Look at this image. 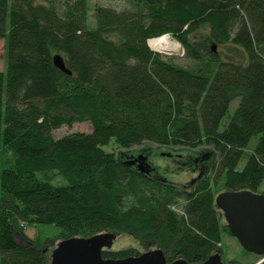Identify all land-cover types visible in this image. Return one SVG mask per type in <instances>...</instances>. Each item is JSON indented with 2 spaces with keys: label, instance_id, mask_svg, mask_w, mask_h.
Wrapping results in <instances>:
<instances>
[{
  "label": "trees",
  "instance_id": "16d2710c",
  "mask_svg": "<svg viewBox=\"0 0 264 264\" xmlns=\"http://www.w3.org/2000/svg\"><path fill=\"white\" fill-rule=\"evenodd\" d=\"M127 1L89 15L88 0H0V264H49L31 225L59 241L128 231L198 263L231 235L215 196L264 184V0ZM166 34L192 67L149 47ZM85 121L90 132L53 136ZM144 142L196 160L208 146L209 170L188 192L152 179L121 151Z\"/></svg>",
  "mask_w": 264,
  "mask_h": 264
},
{
  "label": "rangeland",
  "instance_id": "374dc122",
  "mask_svg": "<svg viewBox=\"0 0 264 264\" xmlns=\"http://www.w3.org/2000/svg\"><path fill=\"white\" fill-rule=\"evenodd\" d=\"M89 1V15H92V8L94 5L110 6L116 10H126L131 7V4L127 0H88ZM169 35V34H166ZM177 45H179L180 50L176 52H162L157 51L163 54L165 57L172 58V61L183 67H192L193 62L184 55L183 48L179 42H177L173 37H171ZM148 43V41H147ZM4 68V42L0 38V70ZM237 104V100L232 101L229 107V111H233ZM91 125L89 122H75L71 126L63 125L60 128L53 131V136L55 138L61 137L68 133L72 132H90ZM256 138L253 137L249 143L248 148L254 146ZM114 141L104 146L105 150H112L114 148ZM115 149V148H114ZM116 151V150H115ZM126 152L127 155L123 156L125 160H131L132 156L135 158L138 155L146 157L148 164L153 169L152 176L155 178L163 179L165 182L173 184L180 189L192 191V186L196 179H199L203 176L204 173H207L209 170L208 157L212 153L211 149L208 146L198 147L197 152L202 153L205 151H210V153H205L201 159H197L198 155H195L191 151L184 150L182 153L170 152L163 147L158 146L153 142H144L141 144L133 145L129 149L121 150ZM129 151V152H127ZM169 153V154H168ZM169 155V156H167ZM131 156V158H130ZM134 158V159H135ZM206 160H205V159ZM208 158V159H207ZM145 161V159H144ZM244 158L241 160L239 166H242L244 163ZM138 164L140 163L138 159L135 161ZM260 191H264V184L260 188ZM258 191V192H260ZM25 235L32 239L40 235L42 239L49 238L43 246L45 250V256L47 259H50V253L55 244L59 241L57 235L60 232V228L54 225H31L25 227ZM40 233V234H39ZM39 234V235H38ZM156 248L154 242H140L136 239L130 232H121L115 234V239L112 242L110 250L119 251V250H136L139 252L148 251ZM220 248L221 250H219ZM218 248H215L211 254L219 252L221 254L222 261L224 263H229L230 261L241 262V264H264V255L262 256H253L247 254L242 246L238 243L235 237L224 233L221 244Z\"/></svg>",
  "mask_w": 264,
  "mask_h": 264
},
{
  "label": "water",
  "instance_id": "95a60500",
  "mask_svg": "<svg viewBox=\"0 0 264 264\" xmlns=\"http://www.w3.org/2000/svg\"><path fill=\"white\" fill-rule=\"evenodd\" d=\"M212 49L215 50V47L212 46ZM52 61L59 70L71 74L59 54L53 55ZM137 159L140 162L138 171L148 172L145 157L141 154L126 162L133 164ZM214 202L224 217L229 233L242 248L257 256L264 255V194L249 190H225L215 196ZM114 239V233L102 232L89 237L75 236L60 240L51 250L49 264H231L224 263L219 252L198 263H188L182 258L167 262L157 247L140 252L137 256L104 258L102 252L110 250Z\"/></svg>",
  "mask_w": 264,
  "mask_h": 264
},
{
  "label": "bare ground",
  "instance_id": "6f19581e",
  "mask_svg": "<svg viewBox=\"0 0 264 264\" xmlns=\"http://www.w3.org/2000/svg\"><path fill=\"white\" fill-rule=\"evenodd\" d=\"M148 45L151 49L162 52H176L180 50L179 45L171 40L169 35H162L148 40Z\"/></svg>",
  "mask_w": 264,
  "mask_h": 264
},
{
  "label": "flooded vegetation",
  "instance_id": "af4514ba",
  "mask_svg": "<svg viewBox=\"0 0 264 264\" xmlns=\"http://www.w3.org/2000/svg\"><path fill=\"white\" fill-rule=\"evenodd\" d=\"M130 158H131V156H130ZM135 157L134 156H132V159H134ZM125 160V159H124ZM144 163H145V168L148 170V172H146V173H143L144 175H146V176H151L152 177V179H155V177H153L152 176V168L150 167V165L148 164V162H147V159H146V157H145V161H144ZM128 165L129 166H131L132 168H134L135 170H138V163L137 162H134L133 164H129L128 163ZM158 179H160V178H158ZM183 191H185V192H188V190H183ZM139 254V253H138ZM138 254H131V255H126V256H124V257H128V256H137ZM124 257H122V258H124Z\"/></svg>",
  "mask_w": 264,
  "mask_h": 264
}]
</instances>
